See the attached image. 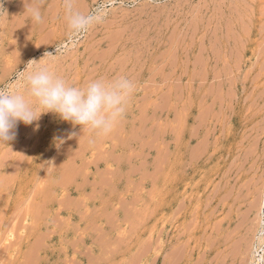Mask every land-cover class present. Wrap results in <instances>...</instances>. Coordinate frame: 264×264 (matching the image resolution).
Wrapping results in <instances>:
<instances>
[{
  "label": "rangeland",
  "instance_id": "374dc122",
  "mask_svg": "<svg viewBox=\"0 0 264 264\" xmlns=\"http://www.w3.org/2000/svg\"><path fill=\"white\" fill-rule=\"evenodd\" d=\"M28 4L0 0V87L48 53L70 84L136 88L106 136L46 113L0 144V264L264 256V0H75L103 16L80 33L63 0H43L41 24Z\"/></svg>",
  "mask_w": 264,
  "mask_h": 264
},
{
  "label": "clouds",
  "instance_id": "9594fccd",
  "mask_svg": "<svg viewBox=\"0 0 264 264\" xmlns=\"http://www.w3.org/2000/svg\"><path fill=\"white\" fill-rule=\"evenodd\" d=\"M42 2L29 0L25 9L36 24L44 22ZM63 7L72 32H86L103 21L99 11L86 14L77 10L75 0H63ZM54 56L46 53L39 61H29L10 85L0 87V144L15 139L18 123L31 125L46 113L97 136L110 134L123 118L136 88L131 79L100 77L76 86L42 64L45 57Z\"/></svg>",
  "mask_w": 264,
  "mask_h": 264
},
{
  "label": "bare ground",
  "instance_id": "6f19581e",
  "mask_svg": "<svg viewBox=\"0 0 264 264\" xmlns=\"http://www.w3.org/2000/svg\"><path fill=\"white\" fill-rule=\"evenodd\" d=\"M92 138H93V137H92ZM92 140H93V139H92ZM92 140H90V141L92 142ZM93 142H94V141H93ZM97 143H98V142H97ZM86 144H87V143H86ZM89 144H91V143H89ZM93 144H94V143H93ZM87 147H89V146H87ZM86 149H87V148H86ZM79 151H80V149H79ZM77 155H78V153H77ZM70 157H71V156H70ZM70 157H69V158H70ZM80 157H82V156H80ZM71 158H72V157H71ZM76 158H77V156H76ZM82 158H83V157H82ZM72 159H74V158H72ZM72 159H71V160H72ZM79 159H80V158H79ZM79 159H78V160H79ZM78 162H79V161H78ZM62 163H63V162H62ZM66 168H67V167H66ZM74 168H75V167H74ZM68 170H69V169H68ZM68 170H67V172H68ZM12 173H13V172H12ZM73 174H74V173H73ZM68 175H69V173H68ZM68 175L66 174L67 177H68ZM64 177H65V176H64ZM49 179H50V178H49ZM63 179H65V178H63ZM53 180H55L54 177H53ZM60 181H61V179H60ZM45 182H46V181H45ZM49 182H50V180H49ZM51 182H52V181H51ZM51 182H50V183H51ZM53 182H54V181H53ZM55 182H58V181H55ZM55 182H54V183H55ZM62 182H63V181H62ZM64 182H65V181H64ZM36 183H37V182H36ZM50 183H49V184H50ZM59 183H60V182H59ZM70 183H71V182H70ZM60 184H61V183H60ZM64 184H65V183H64ZM53 185H54V184H53ZM55 185H56V184H55ZM65 185H66V184H65ZM51 186H52V185H51ZM59 186H60V185H59ZM61 186H62V185H61ZM55 187H56V186H55ZM75 187H76V186H75ZM59 188H60V187H59ZM52 189H53V188H52ZM38 190H39V189H38ZM58 190H59V189H58ZM31 193H32V192H31ZM44 193H45V192H44ZM27 194H28V193H27ZM45 195H46V194H45ZM58 195H59V194H58ZM58 195H57V196H58ZM60 196H61V195H60ZM236 196H237V195H236ZM36 198H37V197H36ZM40 200H41V199H40ZM262 200H263V198H262ZM260 202H261L260 204L258 203V204H259V205H258L259 209H257V211H255V212L258 213V216H255V217H256L257 219H259V224H260V226H261L260 228H263V227H264V201H260ZM35 204H36V202H35ZM30 206H32V205H30ZM169 207H170V206H169ZM252 208H253V207H252ZM256 208H257V207H256ZM18 209H19V208H18ZM38 209H39V208H38ZM20 210H21V209H20ZM167 210H168V209H167ZM252 210H255V209H252ZM251 212H252V211H251ZM218 213H219V212H218ZM257 213H256V215H257ZM261 215H263V217H262ZM246 217H247V216H246ZM177 219H178V218H177ZM180 219H181V218H180ZM14 220L16 221V219H14ZM174 220H175V219H174ZM18 221H19V220H18ZM176 221H177V220H176ZM257 221H258V220H257ZM257 221H256V222H257ZM168 222H169V221H168ZM178 222H179V221H178ZM180 222H181V221H180ZM175 223H176V222H175ZM8 224H9V223H8ZM15 224H17V223H15ZM9 225H11V224H9ZM179 225H180V224H178L177 226H179ZM7 226H8V225H7ZM242 226H243V225H242ZM257 226H258V225H257ZM8 227H9V226H8ZM11 227H12V226H11ZM17 227H18V226H17ZM179 227H180V226H179ZM3 228H4V227H3ZM15 228H16V227H15ZM257 228H258V227H257ZM5 229H6V228H5ZM176 229H177V228H176ZM215 229H216V228H215ZM0 230H1V229H0ZM9 231H10V230H9ZM223 231H224V230H223ZM177 232H178V230H177ZM255 232H256V231H255ZM167 233H168V232H167ZM256 233H258V232H256ZM258 234H259V233H258ZM258 234H257V235H258ZM261 234H262V233H261ZM261 234H259L260 236H259V237L257 236L258 238H256V239H258V242H259L258 244H260V245L263 246V244H264V237L262 236L263 238H261ZM12 235H13V232H12ZM39 235H41V234H39ZM179 235H180V234H179ZM10 236H11V235H10ZM179 237L181 238V236H179ZM225 237H226V236H225ZM255 237H256V236H255ZM20 238H21V240H22L23 237H20ZM38 238H39V237H38ZM216 238H217V237H216ZM4 240H5V239H4ZM4 240H3V241H4ZM13 240H14V239H13ZM237 240H238V239H237ZM8 241H9V240H8ZM25 241H26V240H25ZM226 241H227V240H226ZM21 242H22V241H21ZM254 242H255V241H254ZM254 242H253V244H255ZM16 243H17V242H16ZM20 244H21V243H20ZM175 244H176V243H175ZM225 244H226V243H225ZM5 245H6V244H5ZM8 245H9V243H8ZM14 245H15V244H14ZM25 245H26V244H25ZM25 245H24V246H25ZM237 245H238V244H237ZM255 245H256V244H255ZM11 246H12V245H11ZM24 246H23V247H24ZM253 246H254V245H253ZM258 247L260 248V246H258ZM233 248H234V247H233ZM255 248H256V247H254V254H258V251L255 250ZM263 248H264V247H263ZM4 249H5V248H4ZM4 249H3V250H4ZM252 249H253V248H252ZM257 249H258V248H257ZM261 249H262V248H261ZM3 250H2V251H3ZM31 251H32V250H31ZM248 251H249V250H248ZM259 251H260V249H259ZM263 252H264V251H263ZM1 253H2V252H1ZM11 253H12V252H11ZM13 253H14V252H13ZM13 253H12V254H13ZM26 253H27V252H26ZM251 253H252V252H251ZM252 254H253V253H252ZM20 255H21V254H19V257H20ZM168 255H169V254H168ZM34 256H35V255H34ZM250 256H251V254H250ZM16 257H17V256H16ZM16 257H15V258H16ZM243 257H244V256H243ZM245 257H246V256H245ZM253 257H254V259H253V261L251 262V264H260L261 261H263V259H264V256H263V255H257V256H256L257 258L253 255ZM253 257H252V258H253ZM10 261H11V260H10ZM16 261H17V260H16ZM18 261H19V260H18ZM178 262H181V261H178ZM87 263H88V262H87ZM27 264H28V263H27ZM32 264H33V263H32ZM168 264H169V263H168Z\"/></svg>",
  "mask_w": 264,
  "mask_h": 264
}]
</instances>
